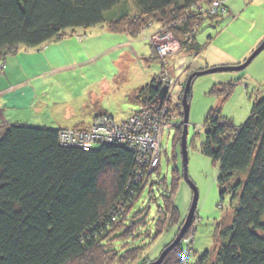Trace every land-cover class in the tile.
Instances as JSON below:
<instances>
[{
    "label": "trees",
    "instance_id": "obj_1",
    "mask_svg": "<svg viewBox=\"0 0 264 264\" xmlns=\"http://www.w3.org/2000/svg\"><path fill=\"white\" fill-rule=\"evenodd\" d=\"M128 1L0 0V64L6 66L22 45L38 47L61 38L66 29L100 24L137 37L149 22L164 23L188 52L200 53L196 33L206 17L199 11L215 0H133L138 11L135 17H129L125 9L120 16L107 18ZM227 2L225 11L211 13L207 19L217 24L227 12ZM196 78L188 88L189 102ZM235 86L219 84L214 92L228 97ZM158 87L153 79L129 99L154 108L159 104ZM165 100L170 101L169 95ZM170 116L177 124L184 122L183 97L166 118ZM205 125L201 151L219 164L221 194L229 192L237 205L232 223L218 224L215 245L194 264H264V98L253 104L249 118L240 126L215 112L208 115ZM61 131L25 124H7L0 131V264H75L84 259V264H106L105 252L122 260L136 248L122 252L114 245L107 247L113 228L123 229L121 239L131 237L126 228L132 225L125 224L128 217L120 219L143 188L136 152L119 142H97V148L73 146L62 140ZM181 131L179 135L176 131L175 147ZM180 179L181 170L175 165L169 194L164 197V208L172 217L177 213ZM187 247L181 241L168 255L178 249L180 257L188 253Z\"/></svg>",
    "mask_w": 264,
    "mask_h": 264
},
{
    "label": "rangeland",
    "instance_id": "obj_2",
    "mask_svg": "<svg viewBox=\"0 0 264 264\" xmlns=\"http://www.w3.org/2000/svg\"><path fill=\"white\" fill-rule=\"evenodd\" d=\"M213 3L206 6V9L211 10ZM227 7V12L223 13L217 24L207 19L211 14L209 10L200 14L206 18L196 33L195 42L202 49L199 54L188 52L169 25L153 22H149L137 37L127 35V32L116 33L106 24H100L91 29H66L61 32V38L38 47L22 45L17 53L7 59L8 69L11 67L14 70L13 77L0 83V89L14 84L20 87L25 82L28 85L26 89L30 88L32 93L42 92L40 97L38 94L36 103L43 105V111L34 116V109L17 108L19 114L0 112V116L10 124L62 129L67 133H78L81 130L91 132L94 121L101 115H109L116 126L121 125L130 120L140 108L148 111L151 116L161 113L159 116L166 118L173 107L181 105L186 83L195 70L199 67L238 66L257 48L247 53L256 39L264 34V0H228ZM125 9L129 17L138 14L135 2L130 0L108 13L107 18L120 16ZM215 13L217 15L218 12ZM165 31L172 35H168V43L164 47L169 46V49L162 56L158 50H154L156 46L152 39L159 33L166 34ZM263 40L264 36L261 42ZM154 56L158 59L155 60ZM6 69L2 65L0 77L4 76ZM153 79L160 86H169L170 101L164 100L156 104V107L149 108L139 106L129 99L130 95ZM225 83H236V86L228 97H221L214 90L219 84ZM263 98L264 50L244 70L206 74L197 76L193 81L187 137L188 175L198 190V206L191 226L181 239L184 248L188 245V253L185 251L187 254L179 257L177 249L168 255L179 246L180 241L161 264H188L189 261L194 264L205 251L215 245L218 224L229 226L232 223L237 200H233L229 192L222 196L218 182L220 166L201 151L206 138L205 121L211 112H215L229 119L235 126H240L249 118L253 104ZM172 113L177 114L175 111ZM173 118L170 116L172 125L163 129L161 142L160 139L155 141L157 146L154 147L147 148L145 141L133 140L134 134L128 130L126 132L133 143L138 141L136 144L139 146L133 148L136 154L138 150L144 149L142 155H151V160L143 161L144 166L138 162L142 166L139 178L144 182L143 188L132 202L129 212L125 211L120 219L128 217L125 224L132 225L133 229L126 228L131 237L121 239L123 232L120 230L123 229L119 226L111 229L107 237V247L114 245L122 252L136 248L122 260L105 252L102 257L106 264H149L157 261L175 243L189 216L194 191L183 171L181 137L184 122L177 124V119ZM4 126V123L0 125V131ZM180 129L181 137H178L181 141L179 139L175 147L174 137L176 131L179 135ZM92 146L99 147L95 143ZM155 155H159V163L152 160ZM175 165L181 170V179L175 198L177 213L172 217L164 208V197L169 194ZM159 227L163 228L162 232L157 231ZM133 230L135 233L131 235ZM185 255H188L187 259ZM84 262L85 259L75 264Z\"/></svg>",
    "mask_w": 264,
    "mask_h": 264
},
{
    "label": "built area",
    "instance_id": "obj_3",
    "mask_svg": "<svg viewBox=\"0 0 264 264\" xmlns=\"http://www.w3.org/2000/svg\"><path fill=\"white\" fill-rule=\"evenodd\" d=\"M226 0H215V4L211 10L206 9L202 7L200 10V13L207 12L208 13H215L219 10H224V4ZM166 32V31H165ZM168 35L171 36L172 34L169 32L166 34L159 33L153 37V43L156 46V50H158V54L163 56V53L166 52V49L164 47V44L168 43ZM162 51V52H161ZM4 67L5 65L2 64ZM0 66V68L2 67ZM165 114V112H162ZM161 113H158V116H151L148 111H141L134 114L130 120L123 122L121 125H117L113 122V119L110 116L107 115H101L99 118H97L93 125V130L91 132H87L85 130H81L78 133L74 131H69L70 133L61 131V137L64 142H67L70 145L73 146H79L88 148L91 144L97 143V142H104V143H112V142H119L121 144H128L131 149L135 148L134 146H139L136 144V142H132L133 140H140L145 141V144L147 145V148L149 146H157V143L155 141L161 142L160 134L163 131V129L166 126L172 125V119H167L164 117H160ZM97 121H100L99 123ZM126 130H125V129ZM131 134H134V137L131 139V137L126 132ZM161 130V131H160ZM123 131H125L123 133ZM123 133V134H122ZM80 134V135H79ZM158 138V139H157ZM131 139V140H127ZM150 141V142H148ZM144 145L142 146V148ZM139 148V147H137ZM151 149V148H150ZM134 150V149H133ZM137 155V161L144 166V162H149L151 160V155L144 154V149L138 150ZM159 155H155V157H152V160H154V163H159ZM140 167L142 168V166ZM140 172V171H139Z\"/></svg>",
    "mask_w": 264,
    "mask_h": 264
},
{
    "label": "water",
    "instance_id": "obj_4",
    "mask_svg": "<svg viewBox=\"0 0 264 264\" xmlns=\"http://www.w3.org/2000/svg\"><path fill=\"white\" fill-rule=\"evenodd\" d=\"M264 50V41L253 51V53L248 57V59H246V61L238 66H229V67H212V68H208L202 71H197L194 74H192L189 78H188V82L186 83V87H185V92H184V96H183V108H184V128H183V134H182V142H181V152H182V159H183V167H184V173H185V179L190 183V185L193 187V191H194V199H193V203H192V207L190 209V213L189 216L183 226V228L181 229L176 241L174 244L170 245L160 256V258L152 263L149 264H161L164 257L168 254V252H170L174 246L176 244H178L183 235L185 234V232L188 230V228L191 226L193 217L195 215V211L197 210V206H198V190L197 187L194 186V184L191 182L189 175H188V160H189V156H188V146H187V137H188V123H189V114H190V102L187 99V92H188V88L191 84V80L194 76H202V75H206V74H212V73H216V72H221V71H241L244 70L245 68H247L252 62L253 60ZM159 89V94H158V98L157 101L159 102V104L163 103V101L165 100V98L167 97L168 93H169V86L168 85H163L158 87ZM42 103V102H40ZM43 104V103H42ZM42 105L41 104H36L34 106L35 110H40V107Z\"/></svg>",
    "mask_w": 264,
    "mask_h": 264
},
{
    "label": "crops",
    "instance_id": "obj_5",
    "mask_svg": "<svg viewBox=\"0 0 264 264\" xmlns=\"http://www.w3.org/2000/svg\"><path fill=\"white\" fill-rule=\"evenodd\" d=\"M263 36H264V34H261L256 39V42H254V44L251 46V48L248 49L249 52H247V53H250L256 46L258 47L260 45ZM6 68H7L6 73L4 74V76L0 77V83H2L6 79L11 80V78L13 77V75H12L13 71H14L13 68L9 67V69H8V64H6ZM24 83H22L20 87H19V85L17 86L14 84L11 87H6L4 89H0V112L1 113L14 114L15 112H17V108H21L22 110L27 108L30 111H31V109L32 110L34 109V106L37 104L36 103L37 96H38V94H40L38 96V97H40L42 95V92L38 93V91H35L32 93V90L30 88H29V90L26 89L27 88L26 86H28V85H25ZM23 92H25V93H23ZM19 99H21V100H19ZM22 99L24 102H22ZM3 108L6 111H2V110H4ZM42 109H43V105L40 107V110L34 109L35 110L34 113H36V114H34V116H38L39 114H41L43 111ZM16 114H19V113L17 112ZM3 123H4V125L10 124L9 122H6L1 115L0 116V125H2Z\"/></svg>",
    "mask_w": 264,
    "mask_h": 264
},
{
    "label": "bare ground",
    "instance_id": "obj_6",
    "mask_svg": "<svg viewBox=\"0 0 264 264\" xmlns=\"http://www.w3.org/2000/svg\"><path fill=\"white\" fill-rule=\"evenodd\" d=\"M165 258V257H164Z\"/></svg>",
    "mask_w": 264,
    "mask_h": 264
}]
</instances>
